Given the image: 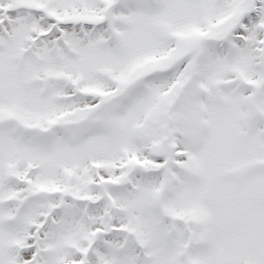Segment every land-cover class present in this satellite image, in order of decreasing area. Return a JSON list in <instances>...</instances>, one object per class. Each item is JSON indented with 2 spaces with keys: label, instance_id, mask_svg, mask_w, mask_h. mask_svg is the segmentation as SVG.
Here are the masks:
<instances>
[{
  "label": "snow or ice",
  "instance_id": "snow-or-ice-1",
  "mask_svg": "<svg viewBox=\"0 0 264 264\" xmlns=\"http://www.w3.org/2000/svg\"><path fill=\"white\" fill-rule=\"evenodd\" d=\"M0 264H264V0H0Z\"/></svg>",
  "mask_w": 264,
  "mask_h": 264
}]
</instances>
